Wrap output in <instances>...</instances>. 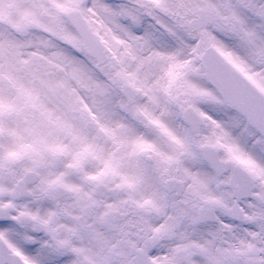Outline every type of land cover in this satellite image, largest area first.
Masks as SVG:
<instances>
[{
  "label": "snow or ice",
  "instance_id": "obj_1",
  "mask_svg": "<svg viewBox=\"0 0 264 264\" xmlns=\"http://www.w3.org/2000/svg\"><path fill=\"white\" fill-rule=\"evenodd\" d=\"M0 264H264V0H0Z\"/></svg>",
  "mask_w": 264,
  "mask_h": 264
}]
</instances>
